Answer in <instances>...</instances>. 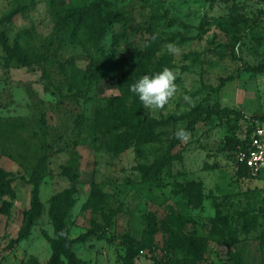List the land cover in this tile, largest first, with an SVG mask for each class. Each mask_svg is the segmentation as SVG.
I'll list each match as a JSON object with an SVG mask.
<instances>
[{
  "label": "rangeland",
  "instance_id": "374dc122",
  "mask_svg": "<svg viewBox=\"0 0 264 264\" xmlns=\"http://www.w3.org/2000/svg\"><path fill=\"white\" fill-rule=\"evenodd\" d=\"M105 1L92 29L67 14L95 0H0V172L15 191L0 194V264H68L55 202L72 238L97 227L74 245L87 264H123L127 235L147 246L136 264H231L230 250L264 264V175L244 176L228 148L264 126V0ZM164 67L176 96L156 112L139 103L169 124L109 151L99 126L118 79ZM159 163L156 185L143 168Z\"/></svg>",
  "mask_w": 264,
  "mask_h": 264
},
{
  "label": "trees",
  "instance_id": "16d2710c",
  "mask_svg": "<svg viewBox=\"0 0 264 264\" xmlns=\"http://www.w3.org/2000/svg\"><path fill=\"white\" fill-rule=\"evenodd\" d=\"M105 0H95L90 6L84 7L82 9H74L68 11V17L79 26L84 25L87 28L94 29L96 25V19L102 20L103 14L102 9ZM100 28H98L99 30ZM100 31V30H99ZM18 49V48H17ZM9 54L14 58L18 57L15 49H8ZM140 69L148 74H153L154 72L150 69L148 65L142 64ZM140 77L128 76V74L121 76L117 85L121 91V96L114 98L112 105L106 112V120L100 123V129L105 132L107 136L104 141L106 148L113 152H124L128 149L134 147L141 133L144 132V136L152 134L156 129L161 126H166L169 124L170 120H157L151 116L142 117L140 114V100L139 98L129 90V86L137 82ZM128 98H132L131 104L127 102ZM194 121L191 126L194 127ZM258 127V126H257ZM256 129V128H255ZM254 129V130H255ZM253 130V131H254ZM252 130L248 133L244 140H239L236 143L229 145L232 151H236L240 147L245 148L248 145L250 135ZM164 165L159 163L153 166H148L143 168V173L145 179L156 185L162 184V172ZM240 170L244 176L250 178V172L245 166H241ZM264 175V171L259 177ZM5 172H0V194H12L15 195V191L12 187V180L8 178ZM39 206L38 199L35 198L33 202V209L27 216V221L24 226L20 229L19 236L14 240L15 243H19L26 239L30 233L32 225L35 221L37 210ZM51 218L53 220L54 226L56 228L57 235L60 238V244L58 247V252L55 257L64 256L68 264H87L86 261L80 259L75 251L74 245L77 242L86 240L92 234L97 232V227L95 226L92 230L72 238L70 236V228L66 220L67 209L64 205L58 202L52 204L50 209ZM124 244L126 246V255L124 256L123 264H136L135 260L140 256V253L147 247L143 241L138 240L129 235L125 236ZM230 262L231 264H246L241 256H239L234 251L230 250ZM27 264H40L39 261L32 257Z\"/></svg>",
  "mask_w": 264,
  "mask_h": 264
},
{
  "label": "clouds",
  "instance_id": "9594fccd",
  "mask_svg": "<svg viewBox=\"0 0 264 264\" xmlns=\"http://www.w3.org/2000/svg\"><path fill=\"white\" fill-rule=\"evenodd\" d=\"M166 47L169 54L180 55L181 50L175 44L170 43ZM176 79L177 73L168 67H164L154 75H143L137 82L129 86V90L139 98L144 109L156 112L163 110L176 96L178 91ZM187 99L185 97V100ZM175 137L178 140L186 141L190 137V133L181 127L175 132Z\"/></svg>",
  "mask_w": 264,
  "mask_h": 264
},
{
  "label": "built area",
  "instance_id": "2783aa9c",
  "mask_svg": "<svg viewBox=\"0 0 264 264\" xmlns=\"http://www.w3.org/2000/svg\"><path fill=\"white\" fill-rule=\"evenodd\" d=\"M237 164L248 168L251 179H257L264 171V126L256 127L248 145L238 149Z\"/></svg>",
  "mask_w": 264,
  "mask_h": 264
}]
</instances>
